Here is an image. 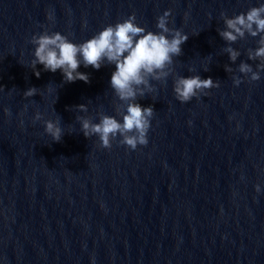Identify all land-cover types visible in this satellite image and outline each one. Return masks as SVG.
<instances>
[{
  "label": "clouds",
  "instance_id": "obj_1",
  "mask_svg": "<svg viewBox=\"0 0 264 264\" xmlns=\"http://www.w3.org/2000/svg\"><path fill=\"white\" fill-rule=\"evenodd\" d=\"M170 16L171 9L157 18L156 32L139 26L133 13L122 22L105 26L82 43H75L60 32L47 30L31 37L30 43L35 46L31 68L37 78L41 75L37 65H42L44 71L52 73L59 70L66 83L77 80L90 82L89 74L78 71L81 64L85 68L91 66L95 70H99L104 64L115 66L110 78V88L114 96L122 102L115 106V111L122 117V122L115 116L103 113H98L99 122H93L88 116L76 117L83 135L86 138L97 136L101 148L110 150L112 141L117 137L120 138V145L133 151L138 146L148 144L147 136L154 116V108L142 107L137 100L145 97L147 93L157 91L151 81L166 82L167 78L173 75L174 57L183 54L182 45L189 39L182 30L168 26ZM220 17L225 27L217 31L228 44L224 51L228 53L232 63H235L241 55L238 50L231 47L233 43L244 39L246 34L253 38L259 37L258 46L247 50L249 60L259 61L256 70L251 64L241 62L236 71L243 74V77L248 78L250 82L260 80V72L264 71V4L250 7L246 12L231 18L222 12ZM225 71L233 73L234 70L229 65H225ZM232 80L235 86L243 82L242 77L236 75H233ZM219 86V81H214L211 77L202 79L198 74L188 77L175 76L173 81L175 98L182 104L190 102L201 94L207 96V90ZM37 92V88L31 87L23 95L33 97ZM76 108L80 112L88 111L85 104L77 105ZM26 109L27 105H25ZM42 119V114L37 112L34 122ZM44 130L54 142H59L63 137L58 120H45ZM255 190L257 193L260 192L258 184Z\"/></svg>",
  "mask_w": 264,
  "mask_h": 264
}]
</instances>
